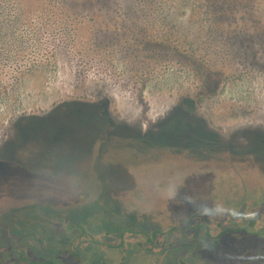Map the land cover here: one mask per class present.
<instances>
[{
    "label": "rangeland",
    "instance_id": "obj_1",
    "mask_svg": "<svg viewBox=\"0 0 264 264\" xmlns=\"http://www.w3.org/2000/svg\"><path fill=\"white\" fill-rule=\"evenodd\" d=\"M0 149V264H264V0H0Z\"/></svg>",
    "mask_w": 264,
    "mask_h": 264
},
{
    "label": "trees",
    "instance_id": "obj_2",
    "mask_svg": "<svg viewBox=\"0 0 264 264\" xmlns=\"http://www.w3.org/2000/svg\"><path fill=\"white\" fill-rule=\"evenodd\" d=\"M189 103V102H188ZM192 108L191 107H188V109L184 110V113L187 115V117L190 115V110ZM190 118V116H189ZM193 119V118H192ZM173 121L174 122H185V117L182 116V114L180 113H177L174 115L173 117ZM38 123L35 122L34 120V123L33 121L28 123V124H23L22 122L19 123V121L16 123L15 125V135H14V141L16 143V145H24L27 141L31 140V139H34L35 138V134L38 132ZM9 157V153H7L5 150L3 149H0V160L4 157ZM244 203V200H242L241 202V205ZM126 231V230H124ZM243 232V233H248L250 235H254L255 238H263V235H257V231L259 232H263L264 231V225H262L258 230L256 231H253V230H246L245 228L244 229H232V235H239L240 232ZM195 241H197V239L195 238L194 239ZM256 252V251H255Z\"/></svg>",
    "mask_w": 264,
    "mask_h": 264
},
{
    "label": "flooded vegetation",
    "instance_id": "obj_3",
    "mask_svg": "<svg viewBox=\"0 0 264 264\" xmlns=\"http://www.w3.org/2000/svg\"><path fill=\"white\" fill-rule=\"evenodd\" d=\"M208 228V227H207ZM260 227H257V228H253V231H256V230H258ZM229 229V228H228ZM238 229H240V228H237V230ZM236 230V229H235ZM252 230V229H251ZM257 233V235H264V231L263 232H259V231H257L256 232ZM242 234H245V233H242ZM221 236V238H223L224 237V239H231L230 237H232L233 238V236H235V234L234 235H232V233L231 232H228L227 230H223V231H219L218 232V234H217V237L219 238ZM215 237H216V235H215ZM217 238V239H218Z\"/></svg>",
    "mask_w": 264,
    "mask_h": 264
}]
</instances>
